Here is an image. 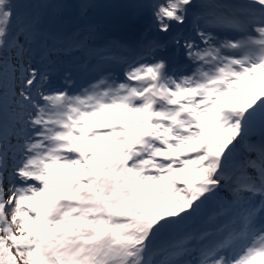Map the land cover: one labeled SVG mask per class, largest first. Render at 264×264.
<instances>
[{
    "label": "snow or ice",
    "instance_id": "obj_1",
    "mask_svg": "<svg viewBox=\"0 0 264 264\" xmlns=\"http://www.w3.org/2000/svg\"><path fill=\"white\" fill-rule=\"evenodd\" d=\"M0 264H264V0H0Z\"/></svg>",
    "mask_w": 264,
    "mask_h": 264
}]
</instances>
